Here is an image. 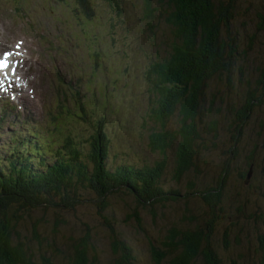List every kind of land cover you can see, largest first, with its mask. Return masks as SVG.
<instances>
[{
	"label": "trees",
	"instance_id": "trees-1",
	"mask_svg": "<svg viewBox=\"0 0 264 264\" xmlns=\"http://www.w3.org/2000/svg\"><path fill=\"white\" fill-rule=\"evenodd\" d=\"M141 1L147 30L154 40L160 38L164 53L147 71L155 125L149 149L160 159L109 167L107 120H92L82 105L77 116L93 133L79 141L56 127L44 138L15 129L0 145V152L8 154H0V264H98L90 233L75 241L71 255L60 261L56 244L35 230V246L23 241L17 229L26 210L50 205L73 209L84 193L95 197L100 213L109 209L111 195L133 198L137 210L129 212L125 223L147 237L153 264H264V185H258L262 196L253 202V171L256 163L264 166V144L253 146L246 134L253 107L264 99V63L259 58L253 79V68L248 72L245 66L252 54L241 49L236 24L247 0ZM75 2L92 13V0ZM259 18L258 32L264 33V15ZM210 95L222 103L208 104ZM233 108L237 120L223 141L227 130L221 123L233 118L227 112ZM174 117L175 128L169 126ZM234 164H240L235 172L243 185L228 182ZM188 199L200 204L197 216L187 206L173 219L161 213L162 223H149L138 212L142 209L156 219L159 206ZM107 225L111 264H138L126 232L111 222ZM148 225L158 234L145 235Z\"/></svg>",
	"mask_w": 264,
	"mask_h": 264
},
{
	"label": "rangeland",
	"instance_id": "rangeland-1",
	"mask_svg": "<svg viewBox=\"0 0 264 264\" xmlns=\"http://www.w3.org/2000/svg\"><path fill=\"white\" fill-rule=\"evenodd\" d=\"M92 2L93 16H89V19L74 10L71 0L69 4L63 5L53 0H25L26 11L19 13L12 12L10 1L0 0V53L12 47L17 40H24L28 54L32 50L33 59L38 60L35 68L38 69L39 77V95L32 100L31 107L20 111V119L7 117L1 120L4 114H0V145L7 143L10 134L19 128L24 131L35 129L45 137L54 134V126L50 121L60 115L58 102L62 98L54 91L58 84L57 71H60L65 81L71 83V87L65 88L64 105L67 108L62 111V120L59 121L61 131L70 133V138L77 141L93 133L87 123L75 117L79 104L84 105L92 120L104 116L107 119L105 130L111 139L109 167L152 164L160 159V154L149 149V136L155 125L151 120L147 71L151 61L164 54L162 43L160 38L154 40L153 34L150 35L147 30L141 0H122L117 4H110L106 0ZM242 12V15H237L236 24L242 36L241 49H250L252 54L245 66L248 72L253 68L255 79L259 58L264 63V33L258 32L259 15H264V0H247L242 5ZM244 22L247 23L245 27ZM152 25L158 26L156 22ZM157 31L161 35L164 33L160 26ZM242 65L244 63L240 67ZM241 90V87L237 88V91ZM212 100L216 105L222 103V99H211L210 95L208 104ZM3 105V100H0V106ZM50 112H54L52 117ZM227 112L233 118L221 123L227 130L223 133V141L230 136V125L237 120L234 108ZM177 122L178 119L174 117L169 126L175 128ZM248 123L247 136L253 140V146L262 147L264 99L253 107V116ZM0 154L8 155L2 151ZM215 162H219V159H215ZM239 165H233L228 177L230 184L243 185L235 172ZM258 185H264V166L256 163L253 171V202L262 196ZM166 187H172L169 177ZM190 200L159 206L156 219L142 209L138 212L149 223H162L161 213L173 219L177 213L186 212L187 206L197 216L201 206ZM109 202L107 212L100 213L95 197L84 193L73 209L53 205L29 209V213L28 210L23 212V219L17 229L23 241L35 246V230L49 244H56L61 253L60 261L71 255L75 241L90 233L93 246L100 256L98 264H111L114 255L107 225L111 222L117 231L126 232L138 264H153L147 237L144 233L137 235L130 231L125 223L129 212L137 210L133 198L117 193L109 197ZM146 230L147 236L158 234V229L150 225Z\"/></svg>",
	"mask_w": 264,
	"mask_h": 264
},
{
	"label": "bare ground",
	"instance_id": "bare-ground-1",
	"mask_svg": "<svg viewBox=\"0 0 264 264\" xmlns=\"http://www.w3.org/2000/svg\"><path fill=\"white\" fill-rule=\"evenodd\" d=\"M42 32V31H41ZM49 141H51V140H49Z\"/></svg>",
	"mask_w": 264,
	"mask_h": 264
}]
</instances>
